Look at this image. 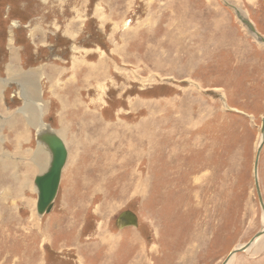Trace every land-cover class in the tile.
<instances>
[{
    "label": "rangeland",
    "instance_id": "rangeland-1",
    "mask_svg": "<svg viewBox=\"0 0 264 264\" xmlns=\"http://www.w3.org/2000/svg\"><path fill=\"white\" fill-rule=\"evenodd\" d=\"M258 35L264 0H0V264H221L264 231ZM40 119L68 151L42 216ZM229 264H264V233Z\"/></svg>",
    "mask_w": 264,
    "mask_h": 264
},
{
    "label": "water",
    "instance_id": "water-1",
    "mask_svg": "<svg viewBox=\"0 0 264 264\" xmlns=\"http://www.w3.org/2000/svg\"><path fill=\"white\" fill-rule=\"evenodd\" d=\"M241 19L251 30H253L254 33L257 34L252 23L248 19H245L244 17H241ZM258 39L259 41L264 42V38L260 37L259 35ZM261 136L262 141L260 146L258 147L254 164V175L258 197L261 206L264 209V200L260 190L258 177L260 154L264 145V118L262 120ZM37 140L47 148L51 155V160L47 170L36 175L34 179V184L38 192V200L36 206L37 213L42 216L49 213L53 208V203L57 196L59 185L61 182L62 171L67 162L68 151L62 138L51 127L45 129L44 131L39 130L37 132ZM115 224L116 227L120 230L129 226L137 227L139 224L138 215L132 210L123 211L117 216ZM263 233L264 231L258 232L247 244L232 250L221 264H229L238 252H243L249 249L255 243L257 238L263 235Z\"/></svg>",
    "mask_w": 264,
    "mask_h": 264
},
{
    "label": "bare ground",
    "instance_id": "bare-ground-1",
    "mask_svg": "<svg viewBox=\"0 0 264 264\" xmlns=\"http://www.w3.org/2000/svg\"><path fill=\"white\" fill-rule=\"evenodd\" d=\"M174 23V22H173ZM174 33V32H173ZM183 34V33H182ZM183 37V36H182ZM182 37H181V39H182ZM172 38H175L176 39V37H174V35L172 34ZM12 41V40H11ZM178 43V42H177ZM176 46V45H175ZM132 53V52H131ZM178 53V52H177ZM128 55V54H127ZM148 55V54H147ZM177 56V55H176ZM130 57V56H129ZM123 59V58H122ZM12 60V59H11ZM12 62V61H11ZM151 62V61H150ZM15 65V64H14ZM54 69V68H53ZM35 71V70H34ZM56 71V70H55ZM19 72V71H18ZM52 72V71H51ZM11 74H14V71H11ZM1 81V80H0ZM58 81V80H57ZM3 82V81H2ZM7 82V81H6ZM53 82V81H52ZM55 82V81H54ZM4 83V82H3ZM5 85V84H4ZM1 86V85H0ZM34 86V85H33ZM55 88H57V87H55ZM32 91H33V93L34 94H36L37 93V90H36V88H33V89H31ZM1 92V91H0ZM2 94V93H1ZM4 94V93H3ZM5 95V94H4ZM2 96V95H1ZM38 102V101H37ZM29 103V102H28ZM3 104V103H2ZM5 106V105H4ZM40 108V107H39ZM27 110V109H26ZM41 111H42V109H41ZM91 111V110H90ZM32 112V111H31ZM29 113V112H28ZM92 113H94V112H92ZM27 115V114H26ZM35 115V114H34ZM91 116H96V114H91ZM98 116V115H97ZM1 117V116H0ZM35 117H30L29 118V122L30 123H35V122H33V121H35ZM4 120V119H3ZM6 120V119H5ZM20 120V119H19ZM43 120V119H42ZM41 119H40V121H38V123H40V126L42 127H48V125L47 124H45L43 121H42ZM95 120H96V118H95ZM37 122V121H36ZM26 123V122H25ZM6 124V123H5ZM100 125H102V124H100ZM26 126H27V124H26ZM39 126V127H40ZM108 126V125H107ZM111 126V125H110ZM15 127V126H14ZM38 127V126H37ZM43 127H42V129L41 128H39V129H41L40 131H44L45 129H43ZM91 131V130H90ZM1 139H3V133H1V131H0V141H1ZM63 140V139H62ZM6 141V140H5ZM127 142V141H126ZM27 143V142H26ZM2 144V143H1ZM0 144V145H1ZM2 148H3V146H2ZM105 148V147H104ZM103 148V149H104ZM172 148H175V146H173ZM4 149V148H3ZM108 149V148H107ZM5 150V149H4ZM46 147H44V145H41L40 144V146H39V149H38V152L36 153L35 152V165L36 166H38L40 169H42L44 166H45V164H43V162L45 161V159H46V157H47V152H46ZM113 150H114V148H113ZM48 151V150H47ZM118 151V150H117ZM19 153V152H18ZM26 153V152H25ZM108 153V151H105V153H103V154H107ZM116 153V152H115ZM98 154V153H97ZM23 155H24V153H23ZM34 155V154H33ZM125 155V154H124ZM16 156H17V152H16ZM50 156V155H49ZM102 156V155H101ZM7 157V156H6ZM3 158V157H2ZM50 160V159H49ZM130 160V159H129ZM133 161V160H132ZM15 164V163H14ZM30 164V163H29ZM31 165V164H30ZM18 166H20V165H18ZM26 166V165H25ZM17 167V166H16ZM35 167V166H34ZM19 168V167H18ZM32 168V167H31ZM259 168V167H258ZM17 169V168H16ZM23 169H24V167H23ZM44 170H46V169H44ZM20 171V170H19ZM176 171V170H175ZM25 172V171H24ZM14 173V172H13ZM28 169L26 170V172H25V174L22 172L21 174L22 175H19L18 173H16V174H18V175H15V177H18L19 179L17 180V181H19V183H20V187H21V189L22 190H24L26 187H29V186H31V176L29 175L28 176ZM100 177V176H99ZM174 177H176V176H174ZM16 179V178H15ZM86 181H87V178H84ZM99 179V178H98ZM15 186V185H14ZM36 187V186H35ZM166 187V186H165ZM9 189H11V188H9ZM171 191V190H170ZM172 192V191H171ZM8 193H9V191H8ZM5 194V193H4ZM21 194V193H20ZM19 194V195H20ZM22 194H23V197H24V199L25 200H27L28 201V203H30L31 205H29V206H32V204L33 203H31V200H29L28 199V197H25V193L24 192H22ZM21 194V195H22ZM161 195V194H160ZM165 196H167V197H171L170 195H168L167 193H165V194H162L161 195V197H165ZM31 198V197H30ZM36 201V200H35ZM1 202H3V201H1ZM3 204V203H2ZM3 205H5V204H3ZM27 205V204H26ZM8 206V205H7ZM1 208H2V206H1ZM5 209V208H4ZM16 211V210H15ZM7 212V211H6ZM5 212V213H6ZM14 213V212H13ZM4 214V213H3ZM8 214H10V212L8 213ZM7 214V215H8ZM1 215V214H0ZM6 215V216H7ZM11 218V217H10ZM10 218H8V219H10ZM4 225V224H3ZM1 226V225H0ZM3 228V227H2ZM11 228V227H10ZM127 252V251H126ZM127 254V253H126ZM125 256H127V255H125ZM126 258H128V257H126ZM125 258V259H126ZM126 262H127V260H126ZM112 263V261H111V256H110V259L108 260L107 259V257H102L101 258V260H100V264H111ZM129 264V263H128Z\"/></svg>",
    "mask_w": 264,
    "mask_h": 264
},
{
    "label": "crops",
    "instance_id": "crops-1",
    "mask_svg": "<svg viewBox=\"0 0 264 264\" xmlns=\"http://www.w3.org/2000/svg\"><path fill=\"white\" fill-rule=\"evenodd\" d=\"M210 21H212V19H210ZM219 20H217L216 18H213V24L215 25L214 27H215V29L216 30H220V25H219ZM211 38V37H210ZM199 44H201V43H199ZM198 45V43L195 45V46H197ZM201 47V46H200ZM194 49H197V48H193L192 49V51H194ZM199 51H200V49H199ZM209 52V51H208ZM201 53V52H200ZM200 67V66H199ZM195 73V70L193 71V73L192 74H194Z\"/></svg>",
    "mask_w": 264,
    "mask_h": 264
}]
</instances>
